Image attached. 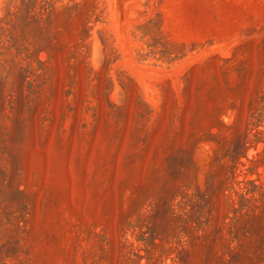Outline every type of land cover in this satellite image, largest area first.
Instances as JSON below:
<instances>
[{
  "label": "rangeland",
  "instance_id": "obj_1",
  "mask_svg": "<svg viewBox=\"0 0 264 264\" xmlns=\"http://www.w3.org/2000/svg\"><path fill=\"white\" fill-rule=\"evenodd\" d=\"M0 264H264V0H0Z\"/></svg>",
  "mask_w": 264,
  "mask_h": 264
}]
</instances>
